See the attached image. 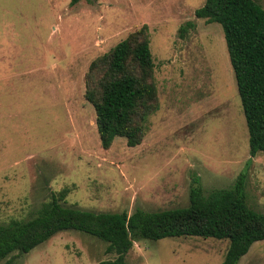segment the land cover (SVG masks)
<instances>
[{"label":"rangeland","instance_id":"obj_1","mask_svg":"<svg viewBox=\"0 0 264 264\" xmlns=\"http://www.w3.org/2000/svg\"><path fill=\"white\" fill-rule=\"evenodd\" d=\"M205 1L0 0L1 226L35 218L52 194L65 208L93 213L182 209L195 181L206 199L245 170L246 205L264 213V152L250 157L221 26L194 16ZM254 1L264 10V0ZM144 25L159 105L144 121L140 145L118 138L103 150L84 75ZM228 243L141 240L126 264H220ZM106 248L68 230L0 264H97L113 258ZM238 264H264V241Z\"/></svg>","mask_w":264,"mask_h":264},{"label":"trees","instance_id":"obj_2","mask_svg":"<svg viewBox=\"0 0 264 264\" xmlns=\"http://www.w3.org/2000/svg\"><path fill=\"white\" fill-rule=\"evenodd\" d=\"M78 2L71 0L70 4ZM194 16L222 28L253 158L264 152V10L254 0H206ZM185 32V27H180L179 37L185 38ZM154 67L146 25L89 64L84 75V98L94 108L103 150L118 138H124L129 148L141 144L144 121L159 105ZM246 172L239 174L231 188L206 199L195 181L188 207L155 213L140 209L131 215L86 212L63 207L62 198L52 194L35 218L0 225V261L15 253L27 254L55 234L72 230L107 244L105 252L113 258L97 264H126L134 243L174 237L228 240L220 264H238L254 243L264 241V213H255L246 205Z\"/></svg>","mask_w":264,"mask_h":264}]
</instances>
